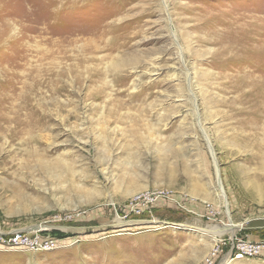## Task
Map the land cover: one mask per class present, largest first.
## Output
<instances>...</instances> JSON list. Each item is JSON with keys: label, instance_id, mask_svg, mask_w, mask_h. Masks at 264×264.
<instances>
[{"label": "rangeland", "instance_id": "1", "mask_svg": "<svg viewBox=\"0 0 264 264\" xmlns=\"http://www.w3.org/2000/svg\"><path fill=\"white\" fill-rule=\"evenodd\" d=\"M263 19L264 0H0V237L58 242L0 264H264Z\"/></svg>", "mask_w": 264, "mask_h": 264}, {"label": "built area", "instance_id": "2", "mask_svg": "<svg viewBox=\"0 0 264 264\" xmlns=\"http://www.w3.org/2000/svg\"><path fill=\"white\" fill-rule=\"evenodd\" d=\"M168 197L163 191L142 192L133 195L130 199V206L132 209H138V206L142 205V208L139 209L144 211L149 205L156 204L159 199H166ZM42 229L41 227L30 232L16 231L3 235L0 237V245L5 248L27 249L33 252H45L57 248V239L52 236L42 235Z\"/></svg>", "mask_w": 264, "mask_h": 264}, {"label": "bare ground", "instance_id": "3", "mask_svg": "<svg viewBox=\"0 0 264 264\" xmlns=\"http://www.w3.org/2000/svg\"><path fill=\"white\" fill-rule=\"evenodd\" d=\"M261 10V9H260ZM261 18V17H260ZM264 20V19H263ZM252 27H253V24H252ZM257 26H255V28H256ZM259 28H261V27H259ZM263 29H264V27H263ZM264 32V31H263ZM252 33V32H251ZM258 33V32H257ZM260 34V33H259ZM257 35V34H256ZM261 35V34H260ZM262 36H264V34H262ZM259 38V37H258ZM253 42L254 43H257V42H259L258 44H259V46H262L263 48H260V50H258L257 48H255V49H253L252 50V52H251V59H252V61L255 63V65H253V68H252V70H251V74H255V72H259V76L260 77H263V78H261L262 80H263V82H264V46H263V44H264V38H262V39H257V42L255 41V40H253ZM257 61H256V60ZM15 61V60H14ZM251 61V60H250ZM11 65V64H10ZM10 67V66H9ZM23 67V66H22ZM251 68V67H250ZM10 69V68H9ZM9 71V70H8ZM11 71V70H10ZM14 71V70H13ZM6 72H7V70H4V73H2V71L0 70V76L2 77L3 75H5L6 74ZM255 78V77H254ZM257 78V77H256ZM11 79H13V77H11ZM19 79V78H18ZM260 79V80H261ZM4 80V79H3ZM8 80H10V79H8ZM7 81V80H6ZM6 81H4V82H6ZM14 81V80H13ZM13 81L11 82L12 84H13ZM1 83V82H0ZM6 83H9V81L8 82H6ZM21 86H19V87H17L16 88V92L17 91H19V90H21V89H23L24 87H25V84H24V81L23 80H21ZM36 84V82L34 83V85ZM14 85V84H13ZM11 86V87H9L11 90H13V88L12 87H14V86ZM36 86V85H35ZM0 87H1V85H0ZM5 87V86H4ZM9 89V90H10ZM4 90V89H3ZM9 90H6L5 91V94H4V96L5 97H8L9 95H10V93H11V95H12V93L13 92H11V91H9ZM15 90V89H14ZM13 90V91H14ZM257 90V89H256ZM16 92H15V94H16ZM2 96V95H1ZM4 97V98H5ZM10 103V102H9ZM24 104H26V100H25V102H24ZM3 109V112H4V114H6L7 113V111H8V109H9V107H4V108H2ZM2 119V122H6L7 120L6 119H4V118H2V117H0V120ZM218 188H219V192H220V198H221V200H223V202H224V204H225V196H224V192H223V190L218 186ZM119 220V219H118ZM119 223L120 222H122L121 220L120 221H118ZM231 222V221H230ZM235 225H233V224H229V225H226V227H219V228H210L209 230H205L206 232L205 233H211L212 235H213V242L214 241H216V238H215V235H214V232H212V229H214L215 230V232H216V234L217 235H222V234H226V232H228L231 236L232 235H234V231L235 230H233V227H234ZM218 239V238H217Z\"/></svg>", "mask_w": 264, "mask_h": 264}, {"label": "water", "instance_id": "4", "mask_svg": "<svg viewBox=\"0 0 264 264\" xmlns=\"http://www.w3.org/2000/svg\"><path fill=\"white\" fill-rule=\"evenodd\" d=\"M216 173H217L216 175H217V183H218V186L223 190L222 185H221V180H220L219 172L217 171Z\"/></svg>", "mask_w": 264, "mask_h": 264}]
</instances>
